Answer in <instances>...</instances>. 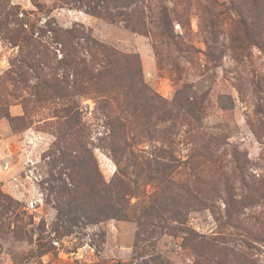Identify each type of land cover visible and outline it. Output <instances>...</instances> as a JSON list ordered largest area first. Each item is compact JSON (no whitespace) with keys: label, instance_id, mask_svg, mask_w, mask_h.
<instances>
[{"label":"rangeland","instance_id":"374dc122","mask_svg":"<svg viewBox=\"0 0 264 264\" xmlns=\"http://www.w3.org/2000/svg\"><path fill=\"white\" fill-rule=\"evenodd\" d=\"M87 1L0 0V264H264V27L259 41L256 24L258 16L264 23V0H108V19L91 14ZM49 26L86 33L72 47L92 59L95 73L114 56L115 82L138 78L139 60L148 93L166 107L184 87L202 98L199 123L182 113L167 155L135 142V171L147 172L156 156L179 165L170 182L140 184L126 220L60 227L44 156L65 127L71 99L51 98L45 88L65 84L55 82L63 52ZM122 97L93 89L75 99L106 182L118 168L99 142L102 120L106 112L122 116ZM7 113L22 120L12 124ZM209 137L223 144L205 162L196 151ZM187 191L216 205L190 211L182 228L196 240L174 220L145 216L155 197ZM184 238L192 241L186 249Z\"/></svg>","mask_w":264,"mask_h":264},{"label":"trees","instance_id":"16d2710c","mask_svg":"<svg viewBox=\"0 0 264 264\" xmlns=\"http://www.w3.org/2000/svg\"><path fill=\"white\" fill-rule=\"evenodd\" d=\"M110 3L108 0H88L85 5L91 14L108 19L111 15L113 17L109 11ZM262 3L263 1H261ZM258 20L256 24L259 23L257 29L259 41H261L264 23L261 16H258ZM243 29L246 32L249 30L245 24ZM47 33H50L52 38L57 41L61 52H63L61 59H57L56 56L58 73L54 77L55 82H65V84L62 83L63 86L58 87L57 83H48L45 88L50 90L51 98H59L65 93V96L71 99L68 101L69 104L63 108L65 127L63 131L58 132L54 148L44 156L46 159L50 158L53 167L50 172L51 185L49 189L50 194L56 196L55 204L57 218L61 223L60 227L66 229L67 232H73L76 227L81 225L93 226L108 220H126L127 211L130 209L129 197L140 190V184L147 179L151 182L149 177L152 180H159L160 184L170 182L174 169L179 165V163L172 165L169 161L164 162L166 157L163 159L162 156H156V160L147 165V172L135 171L139 158V154L134 150L135 142L137 144L143 140L145 144L154 145L159 153L167 155L169 150L174 147L173 129L180 118L179 116L182 113L189 115L199 123L203 105L202 98L189 97V89L184 87L176 93L172 106L166 107L167 102L163 98L157 94L148 93V87L142 79V71L137 57L136 76L139 75V77L130 76L129 73L126 74L127 82L118 83L115 82L118 79L115 66L120 62L114 60V56H110L106 66L101 67L95 73L94 66L90 65L92 59L89 62L82 58L78 49L72 47V43L75 41L86 39L85 32L74 28L59 30L49 26ZM234 43L236 44V40ZM96 44L99 48L108 50L103 45ZM234 50L236 51V48ZM102 52L107 55L113 54L112 52L108 53L109 51ZM43 86L44 84L38 89V95H41ZM93 89L97 93L107 96L111 93L123 95L122 116L114 118L110 112H106L102 120L104 133L99 138V142L104 145L103 148L109 152L118 168L110 182H106L96 166L92 149L93 142H89L90 135L80 123L81 111L77 110L78 104L75 102V99L85 95L87 91H93ZM163 107L166 109L156 112L159 109L162 110ZM4 117L12 124L22 120V118L11 116L9 113ZM25 118L26 116L23 120ZM138 127L139 129L136 130L135 128ZM129 131L131 134H128ZM222 144L220 138L209 137L200 144V148L196 152L205 162H210L212 158H216L214 153L218 152ZM193 156L189 159H192ZM159 158H162L163 161H160ZM170 158L174 160L172 155ZM57 168L59 169L56 170ZM145 175L146 178L141 180ZM171 195L170 197H155L149 210L145 212V216L154 215L159 221L164 219L165 223L174 220L180 225L176 230L188 232L192 238V232L182 228L190 211L196 210L195 207L209 208L214 211L216 205L189 191H187V196H183L181 193ZM226 207L230 209L228 202ZM165 223L164 225H166ZM169 229L174 231L171 227ZM173 233L176 235L175 231ZM184 241L182 247L186 249V243L192 241H188L186 238Z\"/></svg>","mask_w":264,"mask_h":264}]
</instances>
